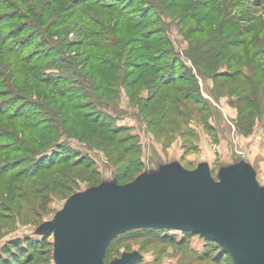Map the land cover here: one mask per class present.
Returning a JSON list of instances; mask_svg holds the SVG:
<instances>
[{
    "label": "rangeland",
    "instance_id": "rangeland-1",
    "mask_svg": "<svg viewBox=\"0 0 264 264\" xmlns=\"http://www.w3.org/2000/svg\"><path fill=\"white\" fill-rule=\"evenodd\" d=\"M24 1H29L31 4L38 2L39 8L43 6L44 13L48 11L45 19L52 22L38 40L34 37L35 30L29 27L18 32L22 28L21 25H24L17 17L18 14H25L22 9ZM70 1L76 3L79 0H0V27H2L0 32V264L10 263L11 257L17 255V244L24 247L26 240L33 246V251L36 253L35 261L27 263L24 258L23 261L15 264H59L54 256V227L59 224V219L68 209L72 197L95 195L100 198H114L121 193L120 187L132 183L139 192H160L180 175L194 174L218 184L223 194L231 189L240 193L249 191L255 193L259 204L264 202V54L256 56L258 61H255L250 71L246 70V66L242 67V71L247 72L251 79L253 87L250 93V100L253 101L251 108L255 109L252 132L243 135L236 126L237 110L234 103L237 102V96L233 92L229 93L235 85L227 82L224 88H218L220 82L197 74L196 67L184 55L189 43L178 32V21H180L178 14L181 9L194 1L201 5L206 0H181L175 10H165L159 18L157 8L151 10L153 6H150L146 0H89L92 5L77 10L83 13L81 18L84 19L79 24L76 23V18H73L75 13L71 11ZM92 1L98 4L100 1L114 3L122 7L121 12L126 17L147 19V24L141 30L148 34L155 32L156 39L161 37L165 43L169 41L172 44L173 53L177 54V57L166 54L165 58L179 61L175 66L178 74H183L186 79H189L190 75L193 76V80L180 83V86L184 87L186 92L194 93L200 100L197 104L198 108H194L191 103L185 104L184 120L173 116L164 120L161 130H157V128L150 129L147 125L154 115L145 118L135 104L139 98L145 96L144 89L136 88L135 91L132 88L125 90L121 87L120 90H109L108 93L104 91L106 89L96 92V84H93L89 91L90 96H87L83 85L78 84L73 87L71 84L69 91L70 89L79 91L80 98L85 102L90 103L91 99L99 98L98 101L102 104L94 109L93 115L104 114L102 119L111 121L116 127L125 128L126 132L122 135L133 137L129 143H134L133 148L138 150L139 172L131 181L117 184V173L125 168L124 164L115 163L119 154L112 152L111 147L104 149L86 144L88 136L86 140L79 141V134L69 135L65 145L93 163L92 169L96 172V176L94 179L76 180L71 187L72 192L66 188L51 192L50 202L41 210L38 208L39 200L31 193L34 188L33 180L16 177L22 167L30 168L29 162L36 157L31 153L30 156L22 154L20 150L26 147L24 150L33 151L32 144H28V133L21 131L17 125L19 120L12 122L13 119L3 115V109L7 107L8 114L15 115L16 109L20 106H29L31 103L38 105L48 99L53 90L51 86L45 87L42 83L30 81L28 90L24 91L26 68L22 70L23 73L16 74V65L7 64L15 58L7 53L11 47L17 46L23 37L32 36L35 41L27 48L28 57L52 50L53 55L50 59L58 63L56 66L46 68L42 76L46 77L52 73L63 76L69 80L68 83H73L79 81L75 75L80 73L82 81H92L95 73L89 71V68L94 62L99 65L101 61H98L103 58L110 61L118 49L116 46L118 39L127 37L130 29V25L126 24L124 34L123 29H121L122 33L118 31L119 15L102 8L101 5H93ZM3 2L4 6L1 5ZM173 2L168 0L166 4L172 5ZM226 2H229V6L227 9L222 8L225 12L221 17L229 23L224 28L225 34L221 37L223 40H234L237 28L244 31L264 24V0H226ZM11 5L17 10L8 11ZM222 9H220L221 13ZM195 12L199 19L206 10L198 8ZM44 13L42 12L41 16ZM8 15L15 18L10 20ZM6 16L8 18L3 20ZM156 18L164 24L165 34L156 33L161 29L160 23L149 26L148 22ZM87 35L90 37L87 38ZM246 38V36L237 37L236 40L243 43ZM252 38L254 39V36ZM258 40L259 42L253 41L250 46H247L246 41L242 48L232 49L231 52H238L240 57L252 56L256 50L264 53V30ZM154 47L163 51L165 49L160 43L155 44ZM107 54L109 56L105 57ZM137 54L138 52H134L130 56L134 67H140L138 71L135 69L134 76L148 65L145 57L138 58ZM110 62L113 65L117 64L114 61ZM225 68L226 65L223 69ZM109 75L115 80L112 72ZM134 91V95L139 96L131 98L130 94ZM24 96L28 100H23ZM28 111L22 114L29 113ZM32 120L33 118L30 119ZM182 121L183 124L180 123ZM21 140L27 142L22 141L24 147L17 146ZM108 152L112 155L110 159L106 154ZM23 159L26 162L18 167V161ZM6 167H9L10 173L4 178L3 169ZM68 186L71 184H67L66 187ZM137 229L139 228H132L129 230L134 231L127 232V230L114 236L110 257L107 262L103 260L104 264H109L127 254L134 256L135 260L132 264H233L229 257L222 254L218 244L199 234L185 235L178 229L161 228L165 230L164 232Z\"/></svg>",
    "mask_w": 264,
    "mask_h": 264
},
{
    "label": "trees",
    "instance_id": "trees-1",
    "mask_svg": "<svg viewBox=\"0 0 264 264\" xmlns=\"http://www.w3.org/2000/svg\"><path fill=\"white\" fill-rule=\"evenodd\" d=\"M167 1L168 0H146L150 6H153L151 10L157 8L158 18L165 10H175L181 0H172V2L174 1L173 4L168 6L166 4ZM22 3V9H24L23 12L25 14H18L17 17L20 18V21L24 25H21L22 28L19 29L18 32L29 27V29L35 30L34 37L35 40H38V38L42 36L43 31L50 27L52 23L48 21V19H45V14L48 11L44 13L42 9L43 6L39 8L38 2L31 4L29 1H24ZM92 3L93 5H101L102 8L111 12H116L119 15L120 20L117 28L121 33V29H123L124 34L126 24L131 26H129L130 29L128 30L130 36L128 35L125 38L118 39V43H116L118 49L116 54L112 55L110 59V61H114L117 64H111L107 58L99 60L98 62L101 61L99 65L94 62V65L89 68V71L95 73L92 81H82L80 73L75 75L79 81L73 83H68L69 80L65 79L63 76L52 75V73H49L46 77L42 76L41 74H43L46 68L56 66L58 63L50 59L53 55L52 50L34 57H28V53L26 52L27 48L35 41L31 38L32 36L23 37L22 41L18 42L17 46L11 47L7 53L15 58L13 61H8L7 64L16 65V74L23 73L22 70L26 68V81L23 85L24 91L28 90L30 81L42 83L45 87L51 86L53 90V93H51L48 99L38 105L31 103L29 106H20L16 109L17 113H15V115L8 114L9 109L7 107L3 109V115L13 119H10L12 122L19 120L17 125L20 127L21 131L28 133V144H32L33 151L30 149L24 150L26 147L22 146L24 144L22 141L25 140H21L17 146L24 147L20 149L23 152L22 154L30 156L31 153L32 155L35 154L36 157L29 162L31 163V167H22L16 177H22L25 180H33L32 186H34V188L31 190V193L39 200L38 208L41 210L50 202L51 199L49 195L51 192L60 188H66L71 191V187L76 180L94 179L96 176V172L92 169L94 167L93 163L84 159L85 157L81 156L78 152L67 148L69 147L68 145H65L69 135L79 134V141L86 140L88 136L89 138L86 140V144H93L94 147L104 149L111 147L112 152L119 154L115 159V163L124 164L125 168L117 173V184H125L131 181L139 172L138 150L133 148L135 147L134 143H129L133 140V137H130V135H122L126 132L125 128L116 127L111 121H105L102 119L104 114L93 115L94 109L102 104L98 101L99 98L96 97L95 99H91L92 101L90 103L85 102L83 98H80L81 95L79 91L76 89H70L69 91L71 84L73 87L78 84L83 85L87 91L85 92L87 96H90L89 91L91 87H93V84H96V92H101L106 89L104 91L108 93L109 90H120L121 87L125 90H130L132 88L135 91L136 88L144 89L146 93L145 96L139 98L135 104L141 112V115L145 118L154 115V117L149 119L147 125L150 129L157 128V130H161L160 128L163 127L164 120L171 119L173 116L184 120V118H186V113L183 112L185 104L191 103L195 106L194 108H198L197 104L200 100L194 93L191 94L186 92L187 90L180 86V83L193 80V76L190 75L189 79H186L183 74H178L176 72L177 69H175V66H177L178 60H166V54L177 57V54L173 53L172 44L169 41L165 43L161 37L156 39V37H154L155 32L148 34L141 30V28L147 24V19H138L134 16L126 17L121 12L122 7L114 3H108L106 1H100L99 4L96 1H92ZM1 5L4 6V2L3 4L1 3ZM86 5L92 4L89 0H79L76 3L72 1L70 3L71 11L75 13L73 18H76L77 24L82 23L84 20L81 18L83 13L77 10ZM13 6L14 5H11L7 10H17L14 9ZM228 6L229 2H226V0H206L205 3L201 5L194 1V3L181 9L180 14H178L180 18V21H178V32L182 35L183 39L187 40L189 43V48L184 51V55L187 56L196 67L197 74L202 77H210L212 81L220 82L218 86L220 89L224 88L227 82L235 85L229 93L233 92L237 96V102L234 103L237 110L236 126L239 133L248 135L252 132L254 126L255 109L251 108L253 105V101L250 100V93L253 91L251 79L247 72L244 73L242 71V67L246 66V70L250 71V68L254 66L257 58L256 56L263 55L264 53L256 50L252 56L240 57L238 56V52H231V50L242 48L246 41L247 46H250L253 41L259 42L258 37L264 30V24L250 27L244 31L243 29L240 30L237 28L234 34L236 38L234 40L227 39L225 41L221 37L225 34L226 29L224 28L229 22L224 21V18L221 16L225 12L223 9H227ZM198 8L206 10V13L199 19L196 14L197 12H195ZM219 8H223L222 13ZM191 10L194 11L191 12ZM42 12L44 13L43 16H41ZM7 18V16L3 17V20ZM14 18L15 16H11L10 20ZM158 18L154 21L150 20L151 22H148V24L152 27L160 23L161 29L156 33L165 34V31H163L164 24ZM199 25L201 27H199ZM0 32H2V27H0ZM243 36L247 37L246 41L243 43L236 40L237 37L240 38ZM253 36L255 40L252 38ZM27 37L29 38L25 39ZM89 37L90 35H87V38ZM158 43L165 46L164 51L154 47V45ZM134 52H138V58L145 57V60H147L146 64H148L137 76H134V72L135 69L138 71L140 67H134L130 59V56L133 55ZM108 56L109 54L105 57ZM242 62L245 63L243 64ZM223 64L226 65L225 69H223L225 66ZM103 67L106 68L103 69ZM110 72L114 74L115 80L110 77ZM135 91L133 94H130L131 98L137 96L134 95ZM22 99L28 100L25 96L22 97ZM26 102L29 103L30 101ZM24 111H28L29 113L23 115L22 113ZM31 118H33L32 121H30ZM180 123L183 124V121ZM25 143L27 142L25 141ZM106 154L110 159L112 156L111 153L108 152ZM24 162H26L24 159L21 161L19 160L17 166H22ZM9 173V167L3 169L4 178ZM67 184H71V186L66 187ZM142 229L147 231H165L161 228L154 227H141L137 230ZM131 231L134 230H128L127 232ZM181 232L185 235L195 234L187 231ZM113 239H115V237L109 241L105 249L103 260L106 262L110 257V247L112 246ZM206 239L216 243L212 239ZM26 241L27 243L24 247L19 246V243L17 244V255L11 257V261L10 263L8 262V264L21 262L24 258L27 263L35 261L36 253L33 251V246L30 241ZM220 250L223 255L229 257L226 252L222 249Z\"/></svg>",
    "mask_w": 264,
    "mask_h": 264
},
{
    "label": "water",
    "instance_id": "water-1",
    "mask_svg": "<svg viewBox=\"0 0 264 264\" xmlns=\"http://www.w3.org/2000/svg\"><path fill=\"white\" fill-rule=\"evenodd\" d=\"M114 198L72 197L54 227L59 264H104L110 239L132 228L178 229L212 239L233 264H264V202L194 174L177 177L162 191L139 192L128 184ZM123 255L109 264H132Z\"/></svg>",
    "mask_w": 264,
    "mask_h": 264
}]
</instances>
